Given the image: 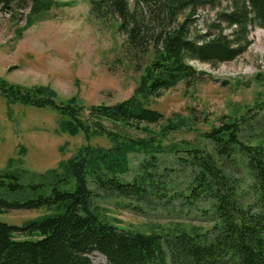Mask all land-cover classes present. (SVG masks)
<instances>
[{
  "label": "trees",
  "instance_id": "obj_1",
  "mask_svg": "<svg viewBox=\"0 0 264 264\" xmlns=\"http://www.w3.org/2000/svg\"><path fill=\"white\" fill-rule=\"evenodd\" d=\"M87 2L93 18L124 36L131 62L139 66L138 80L127 98L86 104L76 96L61 98L49 86H24L0 76V94L7 100L54 109L58 132L85 140L56 167L34 175L37 183L24 185L20 173L11 171V158L0 171V213L48 210L21 225L0 221V264H93V251L107 264H264V128L254 124L264 99L243 114L222 115L217 124L193 107L187 115L168 116L152 107L179 83L190 87L201 80L204 72L189 59L216 65L243 53L251 29L264 28V0H133L132 9L129 0ZM13 4L0 0L17 11ZM60 5L30 0L26 25ZM204 8L216 12L201 32L197 21ZM201 123L209 128L198 130ZM183 130L196 136H174ZM95 138L106 144L92 143ZM135 153L142 158L128 181L123 175ZM164 156L187 173L185 183L163 173ZM98 194L132 203L202 201L212 222L205 229H125L96 211Z\"/></svg>",
  "mask_w": 264,
  "mask_h": 264
},
{
  "label": "rangeland",
  "instance_id": "obj_2",
  "mask_svg": "<svg viewBox=\"0 0 264 264\" xmlns=\"http://www.w3.org/2000/svg\"><path fill=\"white\" fill-rule=\"evenodd\" d=\"M58 1L62 5L29 25L25 23V15L30 0H13L17 11L0 5V76L24 86H49L61 98L76 96L86 104L127 98L137 83L139 73L135 70L139 66L137 62L132 64L124 36L116 31V26L93 18L87 0ZM129 6L133 8V0H129ZM215 12L211 8L199 10L197 28L201 32L206 31ZM249 39L247 49L234 59L216 65L189 59L188 63L197 71L204 72L201 80L190 87L179 83L164 92L152 107L165 116L187 115L188 107H193L198 114L204 112L214 124L222 115L233 117L253 108L264 99V28L253 27ZM254 114V124L264 128V111ZM57 120L52 108L10 102L0 94V171L7 169L11 158V171L19 172L20 181L28 185L39 182L34 175L71 156L85 140L82 135L72 137L58 132ZM196 128L202 131L209 124L201 123ZM174 136L191 139L196 134L183 130ZM91 142L106 144L103 138ZM141 158V154L130 155L125 180H132ZM175 163L171 156L162 157L163 173L177 183H185L187 173L181 172ZM177 186L182 189L184 184ZM60 188L72 190V186ZM94 207L119 227L144 232L164 231L174 225H198L205 229L212 222V214L204 211L207 204L202 201L185 204L179 198L173 203L157 198L149 203H132L98 194ZM45 212H48L45 208L11 210L0 213V221L21 225ZM89 257L93 264H107L97 251Z\"/></svg>",
  "mask_w": 264,
  "mask_h": 264
}]
</instances>
